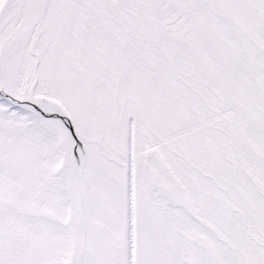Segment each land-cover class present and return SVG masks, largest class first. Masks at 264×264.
Segmentation results:
<instances>
[{"label": "snow or ice", "instance_id": "obj_1", "mask_svg": "<svg viewBox=\"0 0 264 264\" xmlns=\"http://www.w3.org/2000/svg\"><path fill=\"white\" fill-rule=\"evenodd\" d=\"M0 264H264V0H0Z\"/></svg>", "mask_w": 264, "mask_h": 264}]
</instances>
